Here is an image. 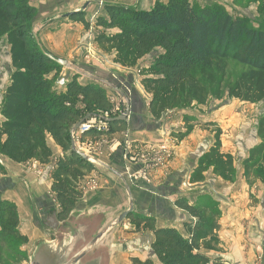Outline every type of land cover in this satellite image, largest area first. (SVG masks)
Segmentation results:
<instances>
[{
  "label": "trees",
  "instance_id": "16d2710c",
  "mask_svg": "<svg viewBox=\"0 0 264 264\" xmlns=\"http://www.w3.org/2000/svg\"><path fill=\"white\" fill-rule=\"evenodd\" d=\"M102 10L103 14L92 25L83 12L68 18L81 23L86 30H100L93 44L102 54L112 55V62L122 68H135L143 58L152 56V62L140 71V85L149 96L148 111L153 119L158 120L170 111L205 106L212 96L220 99L223 70H219L218 77L216 65L223 60L246 67L227 89L228 98L250 104L264 100V31L249 27L244 19L214 6L194 8L188 0L156 2L149 10L119 5H105ZM35 14L29 0H0V41L4 39L9 46L12 70L0 104V156L16 164L34 161L47 165L52 158L47 139L53 140L63 156L55 162L50 192L59 206L58 220L64 221L83 198L82 180L94 171L86 160L71 151L70 131L85 116L110 112L113 106L102 88L80 84L78 76L70 78L64 89L52 92L51 80L62 67L31 36L29 30ZM184 119L185 132L169 135L177 142L192 131L188 125L191 118ZM213 126L208 123L200 127ZM125 130V121H113L108 123L106 132L89 131L81 140L109 139ZM211 131L213 146L199 157L190 174V184L203 183L204 173L209 170L222 181L232 183L238 163L245 180L251 179L250 186L254 181H264V175L253 172L259 167L264 172V116L256 130L260 144L242 161L221 152L220 128ZM3 172L0 165V173ZM175 206L196 219L193 226H185L187 237L174 228L158 227L150 216L133 212L127 217L136 233L153 235L154 261L133 259V264H226L219 256L203 253L218 251L215 232L220 211L213 197L201 196L194 205L177 199ZM18 224L15 205L0 200L3 245L27 244Z\"/></svg>",
  "mask_w": 264,
  "mask_h": 264
},
{
  "label": "crops",
  "instance_id": "0c3cea01",
  "mask_svg": "<svg viewBox=\"0 0 264 264\" xmlns=\"http://www.w3.org/2000/svg\"><path fill=\"white\" fill-rule=\"evenodd\" d=\"M61 1L63 0H39L37 2L39 5L31 3L33 7L40 8L39 16L51 14L48 16L49 21L52 20L51 29L45 28L43 31L37 33L38 41L42 42L43 48L51 55H56L60 47H65L64 51L68 54L72 52L71 45L68 46V41H63V36H61V32L64 30L61 29L62 25L59 29H56V26H59L61 23L60 20H55L56 15L59 12H63L64 9H66L65 13L83 11V9L80 10L81 7L79 6V1L81 0H65L69 3L67 2L58 11L56 2L62 3ZM90 2L92 3L94 0H90ZM138 4V9L140 10H149L153 6L152 3H148V0H144V2H139ZM41 17L39 21L43 22L44 18ZM57 30H59V34L55 36L50 34V32ZM83 38H85V35ZM78 39V34L73 36L74 42ZM84 45L85 42H82L80 44L81 47L78 46L76 50L73 49V51H77L71 57V62L75 65L76 63L83 62L81 58L86 51V48H83ZM94 65L93 68L87 69L91 72H96L97 70L99 72L101 64L97 62ZM6 66L11 70V64L6 63L4 67ZM7 74L9 75L3 82L0 79V104L10 82V73ZM77 81L80 84L92 85L102 83L101 78H98L95 74L78 76ZM127 88L133 91L132 94L134 92L136 94L129 100L127 99L129 101L127 105L130 108V112L125 120L126 130L113 134L109 139L102 137L95 142L96 145H100L99 154L103 158L99 162L125 176L128 168L131 171L135 169L129 166L124 158L121 146L125 141L133 143V146L139 149L156 150L162 144H167L173 151L172 158L163 167L151 174V183H159V185L154 186L153 192L150 191L151 187L148 186L149 191H145L147 189L140 190V184L142 183H128L134 202L139 207V214L154 218L158 227L174 228L180 234L187 237L185 226H193L196 219L191 217L187 212L177 208L175 200L186 199L189 205H194L201 196L210 195L218 203L220 211L218 219L219 227L215 232L218 251H203V253L207 255L211 254L212 257L219 256L226 264H264V184L258 182L250 186L243 177L241 167L238 168L237 176L232 183H227L217 178L211 173V170L204 173L205 180L203 183H189L190 174L197 166L199 157L213 146L210 130L206 127H200L199 123L216 124L217 121L211 120L212 115L208 114H205V118L201 120L203 117L198 115L199 113H197L196 109H201L203 106H194L192 109L187 110L170 111L165 113L160 119L155 120L149 114V96L144 92L142 86V90H136L128 86ZM184 117L191 118L188 125L192 126V131L181 142H177L175 139L169 137V135L171 132H185ZM2 122L3 118L0 115V126ZM224 136L223 134L221 138V152L235 157L238 147L229 146L224 140ZM47 145L52 151V158L47 165H40L34 161L16 164L0 156V165L3 167L4 172H6V174H0V200H5L15 205L19 218L18 231L29 242L46 239L45 234L48 231L46 224L48 223L50 213L52 211L58 212L59 210V206L55 203L54 197L50 192V185L55 162L59 157L63 156V153L50 138L47 139ZM107 145L109 147L112 145L113 151ZM105 149H108L109 153ZM30 164L37 166V170H31L29 168ZM238 165L240 164L238 163ZM93 169L96 168L93 167ZM93 174H95L94 171L82 180L81 186L85 190L80 187L83 191V198L78 202L81 203L82 207L75 208L74 210H82L83 213H88L90 209L101 206L116 210L115 215L123 212L126 207L124 210H121V208L115 207L110 202V189L109 186H106L103 176H100L102 181L100 180L101 182H99L97 177L92 176ZM92 179H95L96 184L98 183L97 187L94 190H87V183ZM115 187L123 193L121 184L119 186L117 184ZM137 193L140 195L138 196ZM123 196L125 198L124 193ZM47 197H50L49 201L40 202L42 210H38L39 216L36 222L34 218L37 211H35V207L32 204ZM139 197L146 198L148 204L146 205L137 201L136 199ZM253 197L257 204L250 205V199ZM34 221L36 223H33ZM31 222L33 225H31ZM149 237L153 241L151 233H149Z\"/></svg>",
  "mask_w": 264,
  "mask_h": 264
},
{
  "label": "rangeland",
  "instance_id": "374dc122",
  "mask_svg": "<svg viewBox=\"0 0 264 264\" xmlns=\"http://www.w3.org/2000/svg\"><path fill=\"white\" fill-rule=\"evenodd\" d=\"M48 1V0H45ZM31 3L39 5L37 2L39 0H29ZM62 3L56 2L58 11L61 10V7L66 5L68 1H61ZM144 2V0H94V2H90V0H81L79 1L80 10L83 9L84 18L86 21L92 25L95 21V18L98 14H103V7L105 5H119L132 9H138V3ZM166 3L167 0H148V3H152L153 5L156 3ZM190 5L194 8H204V7H218L233 17H238L244 19L249 27L254 28L256 30L264 31V0H188ZM69 3V2H68ZM126 5V6H125ZM32 6V5H31ZM33 7V6H32ZM83 7V8H82ZM36 10L35 17L30 26V34L33 36L36 41L37 33L39 31H43L45 28L51 29L50 25L52 24V20L49 21L48 16L44 14L42 17L39 16L40 8L34 7ZM65 8V7H64ZM66 9L63 12H59L55 20L61 21L59 26H56V29L62 25L61 29H64L61 32V36H63V41H68V46L71 45L72 52L70 54L66 53L65 47H60L57 51L56 55H51L48 53L45 48H43L42 42L39 40L40 47L51 57L56 60L64 61L67 63L66 67H62L58 73V75L51 80V90L52 92H58L56 90L55 82L60 78V73L62 71L66 74V80L68 81L73 76H86V75H97L98 78H101V84H96V86L102 88L107 96V98L111 101L112 106H117L116 104H120V98H123V107L127 106L129 100L136 93L130 91L128 87H133L134 89L142 90L140 85V71L143 68L147 67L152 62V56H147L144 58L137 67L132 69H122L118 65L112 62L113 56L102 54L96 46L93 44V40L100 30L95 28H91L88 31L84 29V26L79 24L77 21H72L65 15L69 12L65 13ZM44 18L43 22L39 21V18ZM54 20V18H53ZM36 24V25H35ZM64 25V26H63ZM43 28V29H42ZM59 30L50 32L51 35L55 36L59 34ZM76 34L79 35V39L74 42L73 36ZM85 35V38L83 36ZM71 39V41H70ZM62 41V42H63ZM82 42H85L83 48H86L85 54L81 60L82 63H76V65L71 62L73 57L77 51L76 47L80 46ZM54 43V42H53ZM81 47V46H80ZM71 50V49H70ZM9 57V46L6 44L5 40L0 41V79L3 82L7 79V76L12 70H9L4 67L7 64H10ZM101 64V70L99 72H91L88 69L93 68L94 63ZM88 68V69H87ZM246 67L240 65L239 63L233 60H223L222 62L216 65L217 76H220L219 70H223V78L221 83V98L216 99L212 96L208 103L203 106L201 109H196L198 115L203 117L201 120L205 118V114L212 115L211 120L217 121L213 127H210V134L212 136V140L214 143V133L213 129L220 128L222 135L224 134V140L232 147H238L237 153L235 154V159L237 161H242L247 159L249 152L257 147L260 144V140L256 136L257 124L261 117L264 116V100L255 103H244L240 102L227 96V89L230 85H232L236 79L239 77L241 72H243ZM7 70V71H6ZM53 73L48 76L51 78ZM130 91V92H129ZM122 100V99H121ZM122 102V101H121ZM121 105V104H120ZM126 108V107H125ZM192 109V108H191ZM204 123H199L202 126ZM208 124V123H207ZM174 133V132H171ZM221 135V138H222ZM105 140V139H104ZM106 141V140H105ZM106 145V144H105ZM99 146L96 148L93 158L98 159V161H102V156L99 154ZM108 146V145H107ZM109 147V146H108ZM95 149V147H94ZM98 149V150H97ZM108 152V149H105ZM81 153H86L85 150L81 151ZM109 153V152H108ZM94 168L95 174L92 176L97 177L98 181L101 182L100 176H103L104 182L106 186H109V200L115 207L121 208L124 210L125 198L123 193L119 191L115 186L120 184L119 180L111 174L104 167L94 163L93 161L88 162ZM240 164V163H239ZM241 165H238V168ZM29 168L31 170L36 171L37 166L34 164H30ZM36 168V169H35ZM242 170V169H241ZM98 172V173H97ZM254 174H258L259 176L264 175L263 170L259 167L254 169ZM1 175L6 174V172L0 173ZM101 174V175H100ZM101 180V181H100ZM247 183L251 182V179L246 180ZM4 182V180H3ZM259 181H254L253 184L258 183ZM2 183V182H1ZM264 184V181L261 182ZM4 184V183H2ZM98 184V183H97ZM252 184V185H253ZM159 185V183H150L140 184V190L149 191L148 187H151V192H153L154 186ZM251 185V186H252ZM138 186V185H135ZM148 186V187H147ZM147 187V188H146ZM187 188H189L187 186ZM136 192V191H135ZM139 196L140 194L137 193ZM137 196V197H138ZM252 197V196H251ZM141 199V200H140ZM214 199V198H213ZM50 197L40 199L38 202H33V206L35 207V218L38 219L39 211L42 210L40 207L41 201H49ZM143 204H148V200L146 198H138L136 199ZM250 205L257 204L254 197L250 199ZM56 203V202H55ZM81 203H78L75 208H80ZM59 209V208H58ZM116 215H114L115 217ZM35 221L33 223H36ZM31 222V225H33ZM19 225V224H18ZM28 240V239H27ZM34 242H27V244H23L21 242H14L11 245H3L0 242V264H28L27 254L31 250ZM151 239L149 237V232H135V227L132 225L127 219L122 222V224L118 227L117 231L114 233L112 242L110 243V247L112 249L111 257L109 264H133L132 260L137 259L141 261L145 260H153L154 257L151 251ZM21 254V255H18ZM212 257L211 254H208Z\"/></svg>",
  "mask_w": 264,
  "mask_h": 264
},
{
  "label": "water",
  "instance_id": "95a60500",
  "mask_svg": "<svg viewBox=\"0 0 264 264\" xmlns=\"http://www.w3.org/2000/svg\"><path fill=\"white\" fill-rule=\"evenodd\" d=\"M73 13L76 12L65 16L69 17ZM47 56L56 64L67 66L66 62ZM129 112L130 108L127 105L123 115L110 118L108 123L125 121ZM88 116L79 120L73 126V130H77ZM70 148L87 161L86 156L75 149L73 142ZM96 163L109 170L119 180L126 199V209L115 217L116 210L101 206L90 209L88 213L76 209L64 221H59L58 212L52 211L46 224L48 227L46 239L33 243L28 252V264H109L112 252L110 243L114 233L130 214L133 212L139 214L140 211L125 177L99 161Z\"/></svg>",
  "mask_w": 264,
  "mask_h": 264
},
{
  "label": "built area",
  "instance_id": "2783aa9c",
  "mask_svg": "<svg viewBox=\"0 0 264 264\" xmlns=\"http://www.w3.org/2000/svg\"><path fill=\"white\" fill-rule=\"evenodd\" d=\"M65 77L66 74L64 71H62L60 73V78L55 82V88L57 91L65 88L67 83ZM123 100V98H120L121 105L119 103L116 104L117 106L113 107L110 112H97L93 115H89L88 118L82 124H80L77 130L74 131L72 127L69 134L70 140L73 142L74 147L78 152L81 153V151L85 150L86 153L83 154L86 156L87 162L93 161L96 163V161H98L92 157L98 145L95 144L97 141H82L81 137L89 131L106 132L108 129V120L110 118L118 117L124 114L126 106L123 107ZM121 147L127 164L135 168L134 171H131L130 168H128L125 172V176L121 174L123 177H125L129 184L133 182L135 184H150L152 181V172H155L157 169L163 167L173 155L172 149L168 147L167 144H162L156 150L139 149L133 146V143L125 141ZM109 149L113 151L112 145L109 147ZM87 184V190H94L97 187L95 179L90 180ZM81 187L83 190H85L83 186Z\"/></svg>",
  "mask_w": 264,
  "mask_h": 264
}]
</instances>
